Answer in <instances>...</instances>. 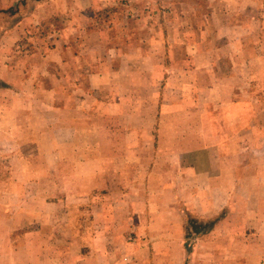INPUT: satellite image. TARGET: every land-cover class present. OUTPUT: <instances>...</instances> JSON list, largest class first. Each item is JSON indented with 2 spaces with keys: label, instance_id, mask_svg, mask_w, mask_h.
<instances>
[{
  "label": "rangeland",
  "instance_id": "obj_1",
  "mask_svg": "<svg viewBox=\"0 0 264 264\" xmlns=\"http://www.w3.org/2000/svg\"><path fill=\"white\" fill-rule=\"evenodd\" d=\"M203 16L214 19L222 45L246 31V57L214 60L250 63L240 70L248 83L241 79V106L251 100L264 110V37L255 39L264 35V0H0V264H180L194 234L190 205L179 230L175 199L158 192L159 142H174L183 126L181 138L190 137L197 125L175 116L190 103L171 100L180 91L169 65L195 56L177 50L180 25L188 35L200 27L199 44L211 45ZM138 46L156 58L121 84L123 56L114 50ZM197 56L205 64L192 72L204 85L211 70L206 53ZM159 62H167L164 82ZM225 86L234 115V87ZM50 92L48 107L35 99Z\"/></svg>",
  "mask_w": 264,
  "mask_h": 264
},
{
  "label": "crops",
  "instance_id": "obj_2",
  "mask_svg": "<svg viewBox=\"0 0 264 264\" xmlns=\"http://www.w3.org/2000/svg\"><path fill=\"white\" fill-rule=\"evenodd\" d=\"M204 18L203 16L202 20H206L204 36L207 42L211 43L206 49L199 44L200 27L198 32L195 30L196 34L193 31L189 35L183 32L186 31L183 30V25H180L181 30L177 31L176 40L181 42L176 43L178 52L195 56L190 64L184 60L181 64L177 62L176 66L169 65L177 74L179 81L176 83L179 84L180 91V96L171 100L177 106L190 103L189 108L180 112L181 114L176 113V117H190L198 122L197 125L195 123L190 126V137L181 138L180 134H188L187 129L183 131V126L177 129L174 142H159L158 158L162 165L159 170L158 192H169L175 199V207L178 208L175 213L181 216L179 230L184 226V208L188 207L187 204L190 205L191 228L194 234L190 238L189 249L180 252V258L176 260L178 263L264 264V110H261L259 102L251 100L250 107L241 106V100H247L246 94L241 92V79L244 86L248 83L246 77H242L244 75L240 76V70L250 71V63L247 64L244 60L242 65H236L228 61L223 62L224 58L218 57L217 64L214 60L216 53H236L246 57L248 35L246 31L243 35L227 34L223 45L228 47L223 49L222 42L216 41L218 37L215 36L214 19ZM164 35H167L165 29ZM263 37L264 35L258 34L255 39ZM187 38L192 40L189 45H184L188 43ZM161 47L167 51L166 45ZM148 49L138 46L132 52L131 49L123 52L114 50L116 54L123 56L115 73L118 79H127L121 84L128 83L134 68L144 73L143 70L151 67L148 61L156 57L152 56L153 53ZM250 50L253 55H259L258 45L255 44ZM204 53L207 55L204 59L207 61L208 71H211L207 73L203 85L192 71L205 64L200 63L201 60L197 56ZM159 63V67L165 72L161 78V82H164L167 62ZM62 64L65 66V63H61V66ZM24 70H27L26 67ZM235 70H239L238 76ZM226 81L231 84L230 87H234L232 92L236 94L229 100H238V110L234 115L230 107L226 106V100L222 99L227 94V89H223L227 87ZM235 85H238V89ZM188 87L192 88L188 90ZM158 92L160 95V90ZM202 92H206V95ZM221 92L223 96L219 95ZM206 96H209L207 101L204 98ZM35 99L48 107L56 97L51 92L39 93ZM23 100L32 102L34 99L24 97ZM200 100L203 102L200 103ZM196 106L202 110H196ZM127 146V149H134L133 144ZM112 161L114 162L113 159ZM132 161L127 159V167ZM145 164H148L146 159ZM184 166L188 169H183ZM142 190L145 189L142 187ZM159 213L168 212L164 210ZM165 221L163 217L159 228L167 227L168 223Z\"/></svg>",
  "mask_w": 264,
  "mask_h": 264
}]
</instances>
